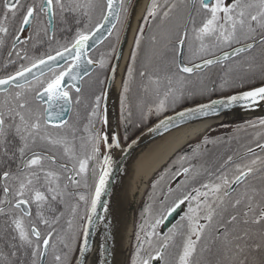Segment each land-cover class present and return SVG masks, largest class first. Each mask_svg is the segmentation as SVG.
<instances>
[{"label":"snow or ice","instance_id":"6c2138e0","mask_svg":"<svg viewBox=\"0 0 264 264\" xmlns=\"http://www.w3.org/2000/svg\"><path fill=\"white\" fill-rule=\"evenodd\" d=\"M129 7L128 0H0V264H107L103 243L104 259H91L90 235L105 219L98 209L121 136L103 130L107 92L87 98L84 77L99 69L100 85L115 80V43ZM146 35L150 48L137 68ZM105 40L108 49L91 55ZM121 87L117 128L125 133L134 119L153 115L163 117L150 129L158 132L262 106L264 0H150ZM196 98L206 102L176 110ZM246 124L251 132L204 136L191 156H180L172 172L180 179L161 190L155 211L164 177L151 185L130 264H264V117ZM242 131L249 139L209 159V145L230 144Z\"/></svg>","mask_w":264,"mask_h":264},{"label":"bare ground","instance_id":"6f19581e","mask_svg":"<svg viewBox=\"0 0 264 264\" xmlns=\"http://www.w3.org/2000/svg\"><path fill=\"white\" fill-rule=\"evenodd\" d=\"M148 2L149 0H137L136 2L128 42L109 94L107 106L110 111L109 129L111 131L115 129L117 121V100L126 63L140 19ZM214 121V119L200 120L181 126L153 142L134 159L127 168L126 175L115 192L113 203L109 207L110 210L96 234L91 259H104L103 257H97V250L103 243L107 250V264L127 263L129 246L134 232V215L150 178L187 142L195 138L199 132L215 125Z\"/></svg>","mask_w":264,"mask_h":264},{"label":"water","instance_id":"95a60500","mask_svg":"<svg viewBox=\"0 0 264 264\" xmlns=\"http://www.w3.org/2000/svg\"><path fill=\"white\" fill-rule=\"evenodd\" d=\"M136 2H137V0H132V1L129 0V2H128V3H131V7H130L129 12H128L129 13L128 20H127V24L123 28L122 35H121V38L119 41V45H118L117 50H116L117 54L120 55L121 58L119 60H116V59L113 60V64H116L118 66L117 70L121 64L122 59H123L125 48H126V45L128 42L129 31H130V26H131V22H132V15L134 13ZM148 4H149V2H148ZM148 4H147V6H148ZM146 9H147V7H146ZM146 9L142 15V18L146 12ZM142 18L140 19V22H141ZM140 22H139V24H140ZM138 27H139V25H138ZM137 30H138V28H137ZM136 33H137V31H136ZM136 33H135V36H136ZM134 39H135V37H134ZM133 43H134V41H133ZM96 46H98V45H96ZM131 49H132V47H131ZM130 52H131V50H130ZM129 56H130V53H129ZM128 59H129V57H128ZM127 62H128V60H127ZM112 85H113V81H111V82L107 81V85H106V89H105V91L107 92V101L109 98V94H110ZM118 98H119V96H118ZM215 98H217V97H213V99H215ZM107 101H106V105H107ZM202 102H206V101H202ZM261 103H262V106L257 107L254 110H246V109L237 107L234 109L222 111L219 116L197 117L195 119L186 120L182 123L176 122L175 126L169 128L168 130L160 129L158 132L150 131V129L154 128L159 123V120L163 118V117H160L159 119H157L156 121L151 123L149 126L144 128L141 132H139L137 135H135L132 139H130L125 144H123V142L120 141V147L119 148H113L111 150V156H112V160H113L112 174H111V177L109 179L107 192L105 193L104 197H102V205L98 209L99 215L101 217L105 218V216L107 215V213L110 210L109 207L113 203L112 201L114 199L115 192L118 189L120 183L122 182V180L124 179V177L126 175L127 168L134 161V159H136L137 156L145 148H147L149 145H151L153 142L157 141L158 139H160L161 137H163L167 133H169V132H171V131H173V130L181 127V126L187 125V124L192 123V122L200 121V120L214 119L215 120L214 123L216 124V123H221L223 121L233 120V119H238V118L264 117V102H261ZM193 106H195V104L188 105V106H185L183 108L193 107ZM183 108H181L179 110H183ZM107 109H108V106H107ZM179 110H177V111H179ZM174 114L175 113L172 112V113H168L166 115H174ZM116 116H117V121H116L115 129L111 131L109 129L110 111L108 109L109 124L107 125V131L109 132L110 137L114 131H118L120 133L119 128H117V125H118V100H117ZM120 136H121V133H120ZM133 141H135V143H133ZM103 204L108 205V212L107 213H105L103 210ZM180 211H181V209H178L176 213H174L171 217H169V219L163 225V228L166 229L169 226H171L175 222L177 217L179 216ZM134 219H135V215H134ZM134 219H133V229H134ZM103 220H99V221L94 223V226L91 230V235H90V241L92 242V244L94 243L96 234H97L100 226L102 225ZM130 247H131V242H130V246H129V252L127 255V263L126 264H128Z\"/></svg>","mask_w":264,"mask_h":264},{"label":"flooded vegetation","instance_id":"af4514ba","mask_svg":"<svg viewBox=\"0 0 264 264\" xmlns=\"http://www.w3.org/2000/svg\"><path fill=\"white\" fill-rule=\"evenodd\" d=\"M132 1V0H131ZM129 2V1H128ZM150 2V1H149ZM130 7H131V3H129ZM130 9V8H129ZM123 28L124 26H122L120 28V38H121V35H122V31H123ZM109 40H112V38H109ZM109 40H105L103 44H99L98 46L95 47L94 51L91 52L90 54L91 55H96L98 52L100 51H106L108 49V47L110 46L109 45ZM115 43V42H114ZM119 45V42L118 43H115V47H116V50H117V47ZM114 60V59H113ZM113 63V61H112ZM0 71H3V69H0ZM92 77L91 79H89L88 76H85L84 77V80H85V95L87 98H90L92 96V94L98 92L101 87H103L104 91L106 89V85H107V81L105 82V84L102 86L100 85L97 80H96V77H97V74L100 75V78L103 79L104 78V74L100 72L99 69H92ZM82 115H86V109L81 106V109H80ZM233 125H236V124H233ZM240 125L241 127H237V128H241V129H247V124L246 123H243V124H238ZM99 126V125H98ZM212 127V126H211ZM210 127V128H211ZM209 128V129H210ZM237 128H222L220 130L217 129H214L212 132H211V137L212 138H216V137H223L225 139H227L229 136H232L234 134V130H236ZM209 129H206L205 131H203L202 133H199L194 139H196V146L201 142L203 136L205 134L208 133V130ZM104 131H107V126H105L103 128ZM247 132H251V129H247ZM247 132H239V133H235V135H237V139H234L229 143H225V144H219L215 147H213L212 145H209L208 147L211 149V154H212V159H215L217 158L218 156H221V155H224L226 154L228 151H230L231 149H235L237 147H239V144L240 143H243L245 142L247 139H249V136L247 135ZM101 151L103 153V150L101 148ZM185 155L184 153L182 154V156ZM168 162V161H167ZM166 162V163H167ZM165 163V164H166ZM162 171V168H160L156 174L153 176L151 182H150V185L148 187V189L146 190V193L144 195V199L142 200L139 208H138V211H137V214H136V217H135V220H134V232H133V235H132V240H131V247H130V253H129V257H128V264H130V261H131V257L134 253V250H135V234L138 230V225L140 224L141 222V213L144 211L146 205L149 203V200H148V197L149 195H152V188H151V185L157 180L159 179L161 176H163V174L161 176H158ZM180 179V178H176V179H170L167 183H166V186L168 184H171L172 187H175L176 186V183H177V180ZM162 181V180H161ZM160 181V182H161ZM165 186V187H166ZM159 188H160V185H158V188H157V191L155 193V196H154V200H155V203H153V210H157L159 209L158 208V205H159V201H158V198H159ZM166 189V188H165ZM160 193V192H159ZM174 197H170V200L173 199ZM186 211V209L182 206L181 208V211L179 213V216L177 217V219L175 220L178 221L180 216L183 215V212ZM174 222V223H175ZM173 223V224H174ZM172 226V225H171ZM169 226V227H171ZM160 231L161 232H166L167 231V228H163V225L161 226L160 228Z\"/></svg>","mask_w":264,"mask_h":264},{"label":"trees","instance_id":"16d2710c","mask_svg":"<svg viewBox=\"0 0 264 264\" xmlns=\"http://www.w3.org/2000/svg\"><path fill=\"white\" fill-rule=\"evenodd\" d=\"M129 1V0H128ZM150 4V2H149ZM148 4V6H149ZM147 6V7H148ZM130 8V7H129ZM128 12H129V9H128ZM146 14V12H145ZM144 14V15H145ZM142 22V20H141ZM141 22L139 24V27L141 26ZM138 27V29H139ZM151 30V27L148 26L146 27L145 31H146V34ZM138 34V30H137V33H136V36ZM136 36H135V39H136ZM134 39V40H135ZM149 48H150V45H149V41L147 39V35L145 37V39L142 41V44H141V51L140 53L138 54V62H137V68H139L141 66V64L143 63L145 57H146V54L148 53L149 51ZM134 49V43H133V46H132V49H131V52L133 51ZM130 52V54H131ZM130 62V56H129V59H128V62L126 64V67L127 65L129 64ZM125 67V69H126ZM125 78V71H124V76H123V79ZM259 82H257V85H258ZM121 91H122V87L120 89V93H119V98H118V124L120 123V120H121ZM140 95V91L137 87V84L134 83L132 85V92L130 93V98H131V102L133 103V105L135 104L137 98L139 97ZM213 97H216V96H213ZM212 97V98H213ZM202 101H206V100H201L200 98H196V99H190L188 101H186L185 103H183L182 105H180L176 110H179L185 106H188V105H192V104H195V103H198V102H202ZM173 111H169L167 113H165L164 115L168 114V113H172ZM162 117V116H161ZM160 117H157L155 115L153 116H150L148 117L147 119H145L143 121V123H140L138 121V119H134L133 123L129 124L128 127H127V132L125 133V128L121 125L119 127V130H120V133H121V139L126 143L128 142L130 139H132L135 135H137L139 132H141L144 128H146L147 126H149L151 123H153L154 121H156L157 119H159ZM260 118V117H259ZM258 117H245V118H238V119H233V120H227V121H223L221 123H216L215 125H213L209 130H208V133L205 134L204 136H208L209 138H212L211 137V132L214 130V129H217L220 130L222 128H237V127H241L240 125L238 124H243V123H246L247 121L249 120H257ZM233 124H236V125H233ZM252 131V130H251ZM125 134L127 135V139H124V136ZM203 136V137H204ZM196 147V139H193L191 142H189L187 145H185L182 149H180L179 151H177L169 160L166 164H164L161 168H162V171L164 172L163 173V179L162 181L160 182V188H159V196L161 195V190H165V186H166V183L172 179V172L176 170V168L179 167V165L176 163L179 159L180 156H182V154L184 153L185 155H188V156H191L192 155V151L193 149ZM219 157V156H218ZM209 159L211 160L212 159V154L211 152L209 153ZM167 169H172V171H169L167 173V175H165V172ZM170 199V198H169ZM160 207V205H158V208Z\"/></svg>","mask_w":264,"mask_h":264},{"label":"rangeland","instance_id":"374dc122","mask_svg":"<svg viewBox=\"0 0 264 264\" xmlns=\"http://www.w3.org/2000/svg\"><path fill=\"white\" fill-rule=\"evenodd\" d=\"M204 130H205V129H204ZM204 130H202V131L199 132V133H202ZM199 133H198V134H199ZM198 134H197V135H198ZM197 135H196V136H197ZM194 137H195V136H194ZM193 139H194V138H193ZM193 139H192V140H193ZM192 140H190L189 142H191ZM121 141L123 142V144H125V142H124L122 139H121ZM189 142H187V144H188ZM187 144H186V145H187ZM102 150H103V152L105 151V149H104L103 146H102ZM167 161H168V160H167ZM165 163H166V162H165ZM163 165H164V164H163ZM163 165H162V166H163ZM162 166H161V167H162ZM163 173H164V172H161L158 176H161ZM155 174H156V173H154V175H155ZM154 175H153V176H154ZM153 176L150 178V180H149V182H148V184H147V188H146V190L148 189V187H149V185H150V182H151ZM146 190L144 191L143 195L141 196V199H140V201H139V205H138V207H137V209H136L135 217H136V214H137L138 208H139V206H140L142 200L144 199V195H145V193H146Z\"/></svg>","mask_w":264,"mask_h":264}]
</instances>
